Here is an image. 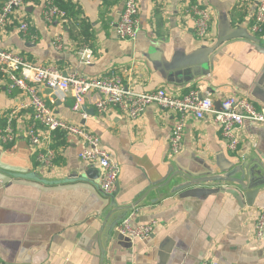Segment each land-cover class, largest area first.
<instances>
[{"label":"crops","instance_id":"obj_1","mask_svg":"<svg viewBox=\"0 0 264 264\" xmlns=\"http://www.w3.org/2000/svg\"><path fill=\"white\" fill-rule=\"evenodd\" d=\"M257 1L204 0L213 24L201 41L184 0H138L140 33L127 42L113 26L125 0H56L68 18L54 23L43 16L47 0H28L23 12L29 31L24 34L11 21L0 33V48L32 64H54L65 74L115 73L137 93L163 87L178 96L196 89L210 93L217 107L222 98L243 96L261 109L264 35L250 32ZM82 45L94 51L93 64H81L76 51ZM47 90L41 94L50 102ZM96 99L92 93L85 101L86 120L73 109L71 95L57 99L52 109L97 135L113 154L120 166L117 192L101 191L100 171L80 159L84 144L76 137L51 135L45 150L54 160L47 168L24 135L27 121L19 112L17 141L0 143V174L11 179L0 181V264H264V237L255 236L264 188L250 205L244 197L238 200L231 183L194 185L184 176L171 178L232 176L245 161L264 166V126L245 123L233 154L211 118H188L183 152L171 159L176 115L155 104L136 120L117 110L99 115ZM27 102L0 77V130ZM132 213L133 225L156 221L150 238L130 241L116 232Z\"/></svg>","mask_w":264,"mask_h":264},{"label":"built area","instance_id":"obj_2","mask_svg":"<svg viewBox=\"0 0 264 264\" xmlns=\"http://www.w3.org/2000/svg\"><path fill=\"white\" fill-rule=\"evenodd\" d=\"M28 0H6L0 8V33L11 21L17 22L19 30L26 34L30 23L23 12ZM186 12L192 18L196 36L206 40L211 33L213 17L204 0H184ZM43 16L48 23L68 18L56 0H47ZM138 0H125L124 10L120 20L113 24L120 40L135 42L140 33ZM250 32L255 36L264 35V0H258L256 11L251 17ZM77 56L83 65L94 62V51L90 46L82 45L77 48ZM0 77L9 90H19L26 97L27 103H22L17 110L7 117L6 125L0 130V143L14 144L19 134L15 127V118L19 112H25L26 123L24 135L37 152V159L47 168L53 166L54 153L45 150V143L54 133L76 137L84 144L80 159L89 167L100 171L99 186L106 196H113L119 186L120 166L113 154L105 149L100 138L79 126L59 118L52 106L56 100L67 95L74 99L73 109L87 119L84 109L86 99L97 94L94 101L99 115L110 111L130 117L140 118L150 105H157L164 111L176 115L177 120L170 135L169 158L179 156L184 149V133L186 120L193 118L202 121L211 118L218 126L226 141L227 149L237 154L243 142V129L249 122L256 126H264V108H257L247 97H226L219 101V107L210 93L203 94L193 89L184 95L175 96L161 87L148 93H137L130 89L121 76L111 73L102 78H87L77 73L65 74L54 64L36 65L28 62L22 55L0 48ZM51 90V101L48 102L41 94V89ZM135 214L126 216L115 228L116 232L130 241L150 238L156 227V221L147 224L133 225ZM256 238L264 237V207L256 227ZM201 264H216L212 260H204Z\"/></svg>","mask_w":264,"mask_h":264},{"label":"water","instance_id":"obj_3","mask_svg":"<svg viewBox=\"0 0 264 264\" xmlns=\"http://www.w3.org/2000/svg\"><path fill=\"white\" fill-rule=\"evenodd\" d=\"M252 41H257L256 37L251 39ZM51 90H47V94H50ZM98 172V170H97ZM175 176H184V178L194 185H203L210 184L215 182H223L228 184L236 185L238 191L235 192L238 200L242 201L244 197L246 201L250 204H254L255 197H257L260 193V190L264 188V166L257 163V166H253L246 161L239 166H235V172L229 176L227 175H215L201 179H192L188 175H183L182 173H177L176 175H172L171 178ZM237 178H233V177ZM170 178V179H171ZM10 178L6 175L0 174V181L5 182ZM11 180V179H10Z\"/></svg>","mask_w":264,"mask_h":264}]
</instances>
